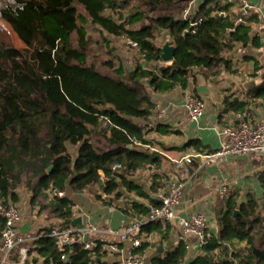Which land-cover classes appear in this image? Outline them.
Instances as JSON below:
<instances>
[{
	"label": "trees",
	"instance_id": "16d2710c",
	"mask_svg": "<svg viewBox=\"0 0 264 264\" xmlns=\"http://www.w3.org/2000/svg\"><path fill=\"white\" fill-rule=\"evenodd\" d=\"M190 1L0 0V19L4 10L12 11L32 36L29 47L16 48L0 25V201L18 203L22 191L30 192L32 209L46 222L43 235L34 234V240L26 243L30 252L24 264H64V253L50 234L53 228L74 225L73 204L70 199H50L52 188L85 193L100 185V170L112 176V168L121 164L133 174L161 164L162 155L134 143L153 144L144 131L155 115L153 94L169 92L179 84L186 87L196 66L205 78L232 71L229 54L237 48L245 52L251 45L264 52V39L252 35L253 26L261 24L257 14L251 12L247 24H237L227 15L233 5L228 0H204L194 15L185 18ZM106 11L118 13L119 18L105 16ZM124 11L128 13L123 15ZM198 21L201 24L195 25ZM90 23L139 42L148 52L147 61L154 62L150 70L141 65L127 69L118 63L115 49H107L109 36L91 35ZM162 32L175 47L171 63L161 59L163 45L158 37ZM96 46L106 49L107 57ZM249 60L255 61V73L264 70L256 58ZM259 101L264 102V74L250 86L246 100L225 101L223 114L250 113ZM102 117L110 123L105 125ZM68 144L79 145L75 159ZM119 176L121 181L106 182V194L117 192L120 198L127 188L151 205L158 204L128 175ZM164 185L155 175L150 190ZM131 204L136 212L148 213L143 204ZM217 223L218 236L189 264H264V202L251 195L241 204L226 198L218 207ZM152 224L146 226L148 233ZM169 228L161 233L164 239ZM20 248L7 255L8 262L19 264ZM67 252L72 264H107L80 244ZM187 255L185 243L180 242L165 257L158 255L147 264H183Z\"/></svg>",
	"mask_w": 264,
	"mask_h": 264
},
{
	"label": "crops",
	"instance_id": "0c3cea01",
	"mask_svg": "<svg viewBox=\"0 0 264 264\" xmlns=\"http://www.w3.org/2000/svg\"><path fill=\"white\" fill-rule=\"evenodd\" d=\"M204 0H198L200 5ZM243 1L251 3L255 6L251 12L257 14L261 19L260 25H254L252 35H260L264 39V0H233V5L228 8V17L231 22H236L242 12ZM226 3V0H222ZM229 3V2H228ZM166 37H169L166 35ZM248 51L237 48L229 54L233 61L232 71H225L216 78H205L199 74V70H191V82H187L186 87L178 85L175 89L162 94H153V101L158 106H164L166 109L165 116L162 119H156V115L151 117L149 124L145 127V137L153 144L152 147L157 148L162 155V162L159 166H148L146 174L142 169L127 176V179L135 184L143 186L150 194L157 193L163 188H158L154 192L151 189L153 177L159 175L164 184H167V174L173 170L171 159H176L182 155L194 153H213L217 151L224 140L220 133L224 127L236 120L237 114L224 115L223 109L225 101H240L247 99V91L254 81L260 78L252 77L255 70V61L245 59L256 58L258 64H264V52L252 49L251 45ZM263 70V69H262ZM193 88V92L201 98L206 104L205 116L200 124L190 123L187 120L186 110L184 108L186 93ZM248 102L250 100H247ZM256 107H252L250 114L255 119L264 121V102L259 101ZM154 110V111H155ZM162 128L159 129L158 127ZM168 130V133L165 131ZM195 143V145H188ZM73 153L68 150L75 159L78 155L79 145L73 146ZM169 158H167V157ZM199 161L196 160L190 167V175L184 190L182 204L177 208L176 213L179 217L189 218L197 213H203L208 218L210 228L214 237L218 236L219 225L217 223V210L221 206L222 201L226 198L233 202L241 204L246 201L249 195L256 198L259 203L264 202V155H252L250 157L230 158L224 163L213 166H204L200 168ZM151 167V168H150ZM153 169V170H152ZM152 170V171H151ZM164 185V187H165ZM223 185H227L228 194L225 199L220 198V191ZM99 188V187H98ZM97 188V190H98ZM134 201L149 207L151 202L149 199L139 197L136 192L128 191ZM95 189L85 193L74 194L68 192L69 199L72 201L73 208H81V213L77 218L82 220L80 226L88 224L95 225L101 229L112 228L120 229L127 222L128 218L123 211L110 203L100 201L95 195ZM88 194L84 202L79 203V199ZM21 200L17 203L22 209V221L18 225V229L23 234L39 233V237L43 234L42 229L46 224L42 216H38L36 211L30 205L31 193L27 191L21 192ZM154 197V196H153ZM72 208V209H73ZM76 218V219H77ZM170 226L168 238L164 239L162 231ZM152 233H148L145 227L144 233L146 241H144L143 250H146L147 263L158 255L165 257L168 251L173 250L180 242H185L182 230L168 223L152 224ZM91 239H96V235H92ZM100 238V237H99ZM105 239L107 237H104ZM161 241L155 250L152 249V239ZM154 239V240H155ZM155 240V241H156ZM151 243V244H150ZM192 250L195 247L193 238L189 239ZM147 244V246H146ZM162 247V250H160ZM194 251V250H193ZM187 251V257L183 264H189L195 259L201 251ZM33 256V254H32ZM31 256V257H32ZM116 255H101L100 261L107 264L117 263ZM0 264H15L7 261V255L0 253ZM20 264V262H19Z\"/></svg>",
	"mask_w": 264,
	"mask_h": 264
},
{
	"label": "built area",
	"instance_id": "2783aa9c",
	"mask_svg": "<svg viewBox=\"0 0 264 264\" xmlns=\"http://www.w3.org/2000/svg\"><path fill=\"white\" fill-rule=\"evenodd\" d=\"M197 1L191 0L184 17L188 18L197 11ZM233 0H228L231 3ZM255 6L243 1L242 12L238 23L247 24L251 11ZM201 24L198 21L195 25ZM231 30H228L229 33ZM126 43L138 55L137 65L143 66L145 70H150L154 62L147 61L148 52L141 48L139 42L127 36ZM193 70H200L199 67H193ZM262 70H257L256 74H262ZM191 77L186 81L191 82ZM192 83V82H191ZM180 85V84H179ZM184 108L187 114V120L190 123L200 124L205 116L206 104L194 92L193 88L186 93ZM166 109L164 106H158L154 111L156 119H162L165 116ZM101 120L105 125L110 121L102 117ZM224 137L219 149L213 153H194L182 155L176 159H170L173 163V170L167 174V184L165 187L154 193V198L158 201L157 205H150L148 213L142 215L136 212L132 206L134 198L123 189L120 198H116L117 192L113 195L105 193L106 182L110 179L121 181L120 174L129 175L121 164L112 168V176H107L104 171H99L100 185L95 192L96 197L104 203H110L112 206L120 208L128 218V222L120 229L105 228L101 229L95 225L86 226L73 225L72 227L60 230L53 228L50 236L54 237L60 250L64 253L61 261L64 264H72L71 257L67 252L68 247L80 244L85 251H89L90 256L111 254L118 257L116 264H147L146 250H143L146 235L144 229L152 223H168L175 225L182 230L185 237V246L187 251H201L214 238L211 231L208 218L203 213H197L189 218L179 217L176 213L177 208L182 204L184 190L187 185L190 167L199 161V167L213 166L224 163L230 158L250 157L252 155H264V121L255 119L248 111L237 114L236 120L226 125L220 133ZM136 146L149 148L153 152L161 153L157 148L148 145H142L139 141L134 142ZM220 198L225 199L228 194L227 185H223L220 191ZM88 194H84L79 199V203L84 202ZM50 199H69L68 192L58 188H52L49 191ZM81 213V208H73V220ZM22 221V209L17 203H5L0 201V253L8 255L17 246H21L19 255L20 264H24L29 257L30 248L26 243L34 240L31 234H23L18 229ZM96 235V239H91ZM100 237V238H99ZM104 237H107L106 239ZM193 238L195 247L192 250L189 239Z\"/></svg>",
	"mask_w": 264,
	"mask_h": 264
},
{
	"label": "rangeland",
	"instance_id": "374dc122",
	"mask_svg": "<svg viewBox=\"0 0 264 264\" xmlns=\"http://www.w3.org/2000/svg\"><path fill=\"white\" fill-rule=\"evenodd\" d=\"M124 12H123V15H126L128 13L127 11H124ZM104 15L105 16H111L114 19L119 18L118 13H115V12L113 13L110 11H106L104 13ZM122 22H123V20L120 21V23H122ZM0 25H1V32L10 41V43L14 47L19 48V49H24V48L29 47V45L32 41L31 33L29 31H27L26 29H24L23 26L20 25L16 21L12 11H10V10H4L3 11V15L0 19ZM87 28H88L89 33L93 36H96L99 38L102 37L101 36L102 34L109 36L111 43L109 44L107 49H113V48L115 49V51H116L115 56H117L119 58L118 63L121 62L127 69H132L134 66L137 65L138 55L126 43V41H125L126 36L125 35L116 36L114 34L113 35L109 34L108 31L102 29L99 25H93L91 23L88 24ZM166 35H167V33H164V32H162L160 34V36L158 37L159 38L158 42L160 44L164 45L166 41H170L169 37H166ZM95 49L97 52L101 53L102 56L107 57L106 49L101 50V48L98 46H96ZM262 71H263L262 74H259V75H257L255 72H253L252 77L261 78L262 75L264 74V70H262ZM68 146H69L70 152L73 153V156H74L75 153H74L72 146L70 144H68ZM142 172L144 174H146L147 170L142 169ZM94 189H95V191H97V188H94ZM154 239L155 238L152 239V249L153 250H155L157 248L158 244L161 242V241H158L156 239H155L156 240L155 241Z\"/></svg>",
	"mask_w": 264,
	"mask_h": 264
},
{
	"label": "water",
	"instance_id": "95a60500",
	"mask_svg": "<svg viewBox=\"0 0 264 264\" xmlns=\"http://www.w3.org/2000/svg\"><path fill=\"white\" fill-rule=\"evenodd\" d=\"M262 33H264V30H262ZM162 55H161V59L164 63H171L174 61V57H175V47L173 45H171L170 41H166L165 44L162 47ZM51 170V168L49 169ZM239 212L236 211V215ZM73 224L80 226L82 224V220L80 218L74 219L73 220ZM162 250V247L161 249Z\"/></svg>",
	"mask_w": 264,
	"mask_h": 264
}]
</instances>
